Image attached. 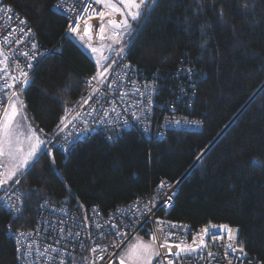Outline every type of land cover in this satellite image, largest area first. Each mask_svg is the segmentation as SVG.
Here are the masks:
<instances>
[{
  "label": "trees",
  "instance_id": "16d2710c",
  "mask_svg": "<svg viewBox=\"0 0 264 264\" xmlns=\"http://www.w3.org/2000/svg\"><path fill=\"white\" fill-rule=\"evenodd\" d=\"M0 2L18 10L41 46L52 49L21 95L28 122L51 137L96 61L65 35L67 19L54 10L55 0ZM132 28L125 59L135 79L155 90L147 130H124L112 140L96 133L67 152L50 145L55 166L43 156L15 184L20 213L0 207V264H17L8 228L34 224L44 199L79 216L91 206L105 212L149 192L161 177L181 181L173 206L157 215L193 228L236 227L247 256L264 263V0H155ZM169 116L201 128H171L159 138L155 130Z\"/></svg>",
  "mask_w": 264,
  "mask_h": 264
},
{
  "label": "built area",
  "instance_id": "2783aa9c",
  "mask_svg": "<svg viewBox=\"0 0 264 264\" xmlns=\"http://www.w3.org/2000/svg\"><path fill=\"white\" fill-rule=\"evenodd\" d=\"M60 6V8L57 7ZM84 5L80 3V0H55L53 8L67 19V27L72 20L79 14L80 9ZM10 7L12 12L0 11V51L3 52L4 56L9 57V74L19 76V72L16 68V64L28 71L26 64L29 62L28 58L20 55L21 52H29L30 55L36 54V59L31 61L35 65L44 55L52 53V49L42 47L37 40L33 29L26 22L20 24L19 20L24 19L21 13L16 10L13 6L0 2V8ZM97 11L103 9L101 5H95ZM72 9L71 11H67ZM92 13H88L91 15ZM99 18H93L88 21L89 24L93 25L92 40L89 41L87 37L83 41H79L80 38L76 34L69 33L66 27L65 35L74 39L88 54L96 58L91 51V48L87 45L91 44L93 47H100L101 43L103 46L110 44L111 51H107L109 56V62L111 59H116L117 63L114 65L111 75L109 76V82H113L111 89L107 88V84L98 86L100 90L92 95V98L88 100V103L81 106V98H87L91 95V89L87 85L86 81L94 74L87 75L85 77V86L81 93L78 103L70 110L72 115L76 112L81 113V118L75 120L73 124L69 125L68 128L64 129L60 133L59 138L49 137L53 143L51 146L59 149L69 147L71 144L77 141H85L90 139L94 134L100 133L103 136L115 139L122 131L128 129H140L147 130L149 125V119L153 115L156 103L154 100L155 90L151 82L141 80L138 81L134 77V69L131 63L125 59L127 45L129 44L131 37L123 41L125 48L123 59L115 55V52L121 47V45L113 43L110 39H105L103 42L100 41L99 36L96 35L95 25L100 23ZM84 27V22L81 21V29ZM31 28V33H28V29ZM15 29L12 35H8ZM23 29V31H21ZM8 36V39L12 41L11 44L4 43V37ZM108 35V32L106 33ZM21 40L23 43H16ZM35 43L37 48L31 49V45ZM3 59V56H0ZM128 65V67H124ZM3 67V65H0ZM30 71L29 75L31 74ZM125 74H127L125 76ZM119 77L120 79H117ZM5 83L4 80H0V86ZM20 86L17 85V88ZM139 89V92L136 91ZM9 91V95L11 90ZM5 90L0 88V99L4 97ZM126 93L121 98V94ZM143 93V95H141ZM151 99H148V97ZM95 108V111L91 110ZM115 109V111H113ZM91 112V114H89ZM107 112L105 116L104 113ZM132 113H135L137 120L133 117ZM174 116L167 117L164 121H161L159 130H155L156 136L159 138L163 137L164 130L171 128H183L188 130H199L201 123H195L197 120L188 119L181 116L179 120H173ZM87 131L83 130L85 127ZM179 122V123H177ZM71 133V135H69ZM151 131H149V134ZM153 134V133H152ZM65 137H68L72 141L71 144L65 143ZM7 175V170H0V178H4ZM161 180L166 181V187L160 189L158 184ZM181 181H172L166 177H161L157 180L156 185L147 193L135 197L128 203H124L108 209L105 212H101L96 206H91L87 215H77L69 206L65 203L53 204L48 200L44 199L36 209L37 220L34 224L23 229H11L9 234L12 238L15 255L17 256L16 248L18 247L17 239L22 241V244L27 245L33 243L31 249L32 255L26 260H17V264H59L60 256L54 252H49L46 255H51L53 259L45 261L44 257L39 255L44 249L51 245L53 248H60L64 253L65 264H72L73 258L75 264H80L82 257H87L91 261H95V264H112L116 258L123 252L127 245L136 237L148 238L151 240L152 235L156 237L157 246L164 242L167 238L166 233L173 232L174 236L171 237L170 243L175 244L183 240L187 244H191L195 239L199 243L203 233L202 229L206 226H199L196 228L191 227L187 223H178L163 216L157 215L159 210L167 211L173 206L175 201V195L178 191V185ZM178 182V183H177ZM173 192L175 195L172 200L167 199ZM20 198L19 200L17 198ZM21 200L22 194L16 185L9 182V185L0 188V207L5 211L16 216L21 211ZM145 205L151 208L150 212L145 213ZM154 205V207H153ZM15 208H20L19 212L15 211ZM98 213V214H97ZM87 216L89 219L86 222L85 227L84 217ZM163 221L164 223L158 224L157 221ZM167 222H172L177 225L176 228L169 227ZM117 225V230L123 233V237H117L114 234L115 230L111 229V225ZM99 225L100 227H97ZM63 228L64 232H60L59 229ZM113 234H109V232ZM212 232H219L215 228L210 229ZM20 232L31 233V237L25 238L19 236ZM80 233V237L77 238L75 235L70 233ZM103 232V238H100V233ZM89 233H92V239H89ZM234 235H237L233 231ZM84 236V239L82 237ZM88 236V237H87ZM85 237L87 240L85 242ZM59 240V244H57ZM121 240L123 241L121 243ZM80 241H83V246ZM94 241V243H93ZM115 242L118 246L113 248L111 245ZM229 241L227 239L221 240L217 243L208 242L207 249L201 251L199 255L204 258H199V255L194 254L190 257H183L181 260H177L174 256L168 254L166 247L159 248L158 251L161 253L160 257L153 260V264H168V260H172L173 264H264L257 260L251 259L248 256H244L242 253L232 254L230 249H226L225 245ZM94 244H100L101 246L107 245V252L103 253L104 259L97 260V254L91 253L90 248ZM177 249L172 248V252L175 253ZM227 251L228 256L225 257ZM213 253V256L208 257L207 253ZM115 254V255H113Z\"/></svg>",
  "mask_w": 264,
  "mask_h": 264
},
{
  "label": "snow or ice",
  "instance_id": "6c2138e0",
  "mask_svg": "<svg viewBox=\"0 0 264 264\" xmlns=\"http://www.w3.org/2000/svg\"><path fill=\"white\" fill-rule=\"evenodd\" d=\"M149 2L154 4L155 0H80V3L84 6L80 9L76 18L68 24L67 30L69 33L78 35L81 41H83L85 37L91 41L93 25L89 24L88 21L98 17L101 22L95 25L97 30L96 35L99 36L101 42L105 39H110L113 43L121 45V47H119V49L115 52V55L123 59L125 51L123 41L132 36V22L139 21L143 14V10L147 7ZM95 5H103V9L97 11ZM57 7L60 8L59 5H57ZM241 8L247 9V4L241 5ZM71 10L72 9H68L67 11ZM0 11L11 13L12 9L10 7H4L0 8ZM90 12L92 14L88 15ZM114 15H118L120 19L117 20L111 18ZM223 15L224 13L221 9L219 11V16L223 17ZM81 21L84 22V27L82 29ZM26 22V19L19 20L20 24H25ZM109 26L113 31L111 36H106V33L109 31ZM21 31H23V29ZM31 31L32 29L29 28L28 33H31ZM14 32L15 29L9 32L8 35H12ZM4 43L11 44L12 41L8 39V36H5ZM16 43H23V41L18 40ZM87 46L91 48L93 53H99L100 57L95 62V74L86 81L87 85L91 89V95L87 98H81V106L88 103V100L92 98V95H95V93L100 90L98 86L107 84L108 89L112 88L114 81L109 82V76L111 75L114 65L117 63L116 59H111L109 62V56L103 54V43H101L100 47H93L91 44ZM36 48L37 45L33 43L31 45V49L35 50ZM109 51H111L110 47ZM20 55L28 58L29 62L26 64L28 71H25L24 68L20 67L19 63H17L16 68L19 72V76L17 77L9 74V57L4 56L3 52L0 51V56H3V59H0V65H3V67H0V80L5 81V83L0 86V88L5 90L4 97L0 99V170H7L6 177L0 178V188L9 185L10 181L19 185L21 183V178L29 174L31 169H33L35 165L40 162L41 157L43 156L48 157L49 164L51 166H55L56 164L55 156L49 147V145L53 143L52 139L44 133V129L34 128L30 123H26L29 118L23 113L25 105L20 97L22 95V90L27 88L31 82L29 73L34 68L31 61L35 60L37 57L35 53L30 55L29 52H21ZM124 67H128V65H124ZM190 71L191 70L189 69V72ZM126 75L127 74H125V76ZM117 79L120 78L117 77ZM17 85L20 87L17 88ZM193 87H195V85H193ZM8 90H11L10 95ZM136 91L139 92V89H136ZM123 95H126V93L121 94V98H123ZM141 95H143V93H141ZM148 99H151V97L149 96ZM91 111L94 112L95 108ZM113 111H115V109H113ZM64 113L65 114L63 116L59 117V120L55 125L52 132L53 137L59 138L60 133L63 132L64 129L73 124L75 120H79L81 118V113L76 112L75 115H72L68 108L64 109ZM89 114H91V112ZM104 115L106 116L107 112H105ZM132 115L135 119H140L139 117H136L135 113H132ZM84 123L85 127L83 130L87 131V122ZM195 123L199 124L200 122L196 121ZM69 135H71V133H69ZM109 139H111V137H109ZM65 143L71 144L72 141L69 140L68 137H65ZM63 150L67 152L69 148L65 147ZM158 187L160 189H164L166 187V181L161 180ZM174 195L175 192L168 196L167 199L171 201ZM17 199L19 200L20 198L18 197ZM21 203H23L22 200ZM80 207H83V205H80ZM15 211L19 212L20 208H15ZM144 211L145 213L150 212L151 208L148 205H145ZM88 219L89 218L87 216L84 217L85 227H87L86 222ZM157 223L162 224L164 222L158 220ZM167 223L171 228L177 227V225L172 222ZM97 227L100 226L97 225ZM213 228H219L220 231H210V229ZM111 229L115 230L114 234L117 237H123L124 234L117 230V225L112 224ZM59 231L64 232V229L60 228ZM235 232L237 235L233 234V229L228 225H209L202 229L203 235L199 243H197L194 239L191 244H187L183 240L175 244L170 243L171 237L174 236L175 233L168 232L166 233L167 238L159 246H157L156 237L153 234L150 243L138 241L127 250L126 255H121L117 258L119 259V264H125V259H127L130 264H153V260L161 255L158 251V247H166L169 255L174 256L177 260H181L183 257H190L194 254L199 255L202 250L207 249L208 242L217 243L224 239L229 241L225 245V248L230 249L232 254L235 255L236 253H242L244 256H247L244 244L242 241H239L238 238L239 229L237 228ZM70 234L75 235L77 238L80 237L79 232ZM109 234L111 235L113 233L110 231ZM19 236L30 239L31 233L20 232ZM92 236L93 234L89 233L90 240L92 239ZM103 236L104 233L101 232L100 238H103ZM59 242L60 241L57 240V244H59ZM122 242L123 241L121 240V243ZM16 243L18 245L16 248V259L18 261L28 259L32 255L31 249L34 246L33 243L24 245L19 239H17ZM80 243L83 246L84 242L80 241ZM117 246L118 245L115 242L111 245L113 248ZM107 247V245L101 246L100 244H94V246L90 248V252L97 254V260H103L105 258L103 253L107 252ZM173 247L177 249L175 253L172 252ZM50 251L60 256L59 264H65L64 253L60 248H53L49 245V247L44 249L43 252H40L39 255L44 257L46 262L50 261L53 257L51 255H46ZM207 255L208 257H211L213 256V253L209 252ZM224 255L225 257L228 256L227 251ZM199 258L203 259L204 257L199 255ZM72 264H75L74 258ZM80 264H95V261H91L87 257H82ZM168 264H173V261L168 260ZM229 264H231V261H229Z\"/></svg>",
  "mask_w": 264,
  "mask_h": 264
},
{
  "label": "rangeland",
  "instance_id": "374dc122",
  "mask_svg": "<svg viewBox=\"0 0 264 264\" xmlns=\"http://www.w3.org/2000/svg\"><path fill=\"white\" fill-rule=\"evenodd\" d=\"M111 18H114V19H117V20H119L120 19V17L118 16V15H114L113 17H111ZM105 19H107V18H105ZM111 34H112V32H111V30L109 29V31H108V35L109 36H111ZM79 41H81V40H79ZM110 41H112V40H110ZM108 46H110L109 44L108 45H106V46H104V55H107L106 53H107V51L109 50V48H108ZM98 47V46H97ZM108 48V49H107ZM95 57H96V60L100 57V55H95ZM95 74V73H94ZM21 98V97H20ZM23 113L25 114V112H24V109H23ZM28 121H29V119H28ZM28 121H26V123H29ZM49 147H50V149H51V146L49 145ZM217 226H219V225H227V224H216ZM230 227V226H229ZM231 228V227H230ZM216 230H218V231H220L219 230V228H215ZM138 241H142L143 243H150L151 242V240L150 239H148V238H143V237H136V238H134L128 245H127V247L123 250V252L119 255V256H121V255H126V252H127V250L129 249V248H131V246H133V245H135ZM112 264H119V259L118 258H116V260L112 263ZM125 264H130V262L127 260V259H125Z\"/></svg>",
  "mask_w": 264,
  "mask_h": 264
},
{
  "label": "crops",
  "instance_id": "0c3cea01",
  "mask_svg": "<svg viewBox=\"0 0 264 264\" xmlns=\"http://www.w3.org/2000/svg\"><path fill=\"white\" fill-rule=\"evenodd\" d=\"M101 6L103 7V5H101ZM104 10H106V9H104ZM109 29L111 30V32L113 31V30L111 29L110 26H109ZM108 44H109V43H108ZM109 45H110V44H109ZM108 48H109V47H108ZM108 48H107V49H108ZM92 53H93V52H92ZM107 53H108V52H107ZM93 54H94V56H95V54H96V55H100L99 53H93ZM95 58H96V57H95Z\"/></svg>",
  "mask_w": 264,
  "mask_h": 264
},
{
  "label": "water",
  "instance_id": "95a60500",
  "mask_svg": "<svg viewBox=\"0 0 264 264\" xmlns=\"http://www.w3.org/2000/svg\"><path fill=\"white\" fill-rule=\"evenodd\" d=\"M233 231H235L237 228L236 227H232Z\"/></svg>",
  "mask_w": 264,
  "mask_h": 264
},
{
  "label": "clouds",
  "instance_id": "9594fccd",
  "mask_svg": "<svg viewBox=\"0 0 264 264\" xmlns=\"http://www.w3.org/2000/svg\"><path fill=\"white\" fill-rule=\"evenodd\" d=\"M88 53V52H87ZM93 58V57H92ZM232 228V227H231Z\"/></svg>",
  "mask_w": 264,
  "mask_h": 264
}]
</instances>
